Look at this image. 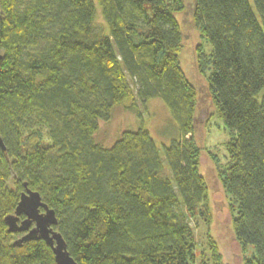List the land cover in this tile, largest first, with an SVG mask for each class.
<instances>
[{
	"label": "trees",
	"instance_id": "1",
	"mask_svg": "<svg viewBox=\"0 0 264 264\" xmlns=\"http://www.w3.org/2000/svg\"><path fill=\"white\" fill-rule=\"evenodd\" d=\"M170 1L0 0V264H56L44 241L19 247L8 231L27 189L56 212L78 264H195L188 214L208 208L210 187ZM254 5L194 9L212 46L210 94L233 135L220 180L237 204L236 241L254 247L244 264H264V0ZM155 99L176 124L169 146L144 126L110 148L97 141L116 108L142 118Z\"/></svg>",
	"mask_w": 264,
	"mask_h": 264
},
{
	"label": "rangeland",
	"instance_id": "2",
	"mask_svg": "<svg viewBox=\"0 0 264 264\" xmlns=\"http://www.w3.org/2000/svg\"><path fill=\"white\" fill-rule=\"evenodd\" d=\"M170 2L173 15L183 32L181 67L198 91L196 140L202 148L201 173L210 187L208 208L204 205L195 214H188L195 242V264H244L245 258L253 255L254 247L244 252L236 241L233 219L236 217L237 204L225 192L220 180V173L225 178L224 172L229 165V143L233 135L210 94L212 46L202 28L203 24H198L194 18L195 0ZM249 2L256 11L254 0ZM96 5L97 24L105 28L107 24L97 1ZM199 57L202 63L198 62ZM145 107L141 106L142 118L123 107L116 108L112 119L100 124L97 141L110 148L123 132L137 131L144 126L162 151L164 146H169L177 138V132L174 131L176 124L161 99L151 100Z\"/></svg>",
	"mask_w": 264,
	"mask_h": 264
},
{
	"label": "water",
	"instance_id": "3",
	"mask_svg": "<svg viewBox=\"0 0 264 264\" xmlns=\"http://www.w3.org/2000/svg\"><path fill=\"white\" fill-rule=\"evenodd\" d=\"M2 60L3 55L0 54V64ZM5 150L0 137V153ZM5 223L9 233L23 235L14 245L21 247L28 242L44 241L53 250L56 264H78L70 255L63 235L56 230L59 224L56 212L44 202L39 192L27 189L15 213L7 216Z\"/></svg>",
	"mask_w": 264,
	"mask_h": 264
},
{
	"label": "flooded vegetation",
	"instance_id": "4",
	"mask_svg": "<svg viewBox=\"0 0 264 264\" xmlns=\"http://www.w3.org/2000/svg\"><path fill=\"white\" fill-rule=\"evenodd\" d=\"M23 219V218H22ZM23 235H21V237H22Z\"/></svg>",
	"mask_w": 264,
	"mask_h": 264
}]
</instances>
